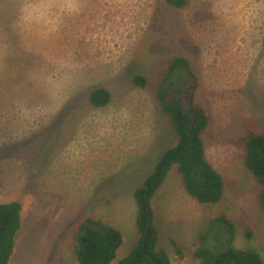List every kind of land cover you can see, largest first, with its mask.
Returning a JSON list of instances; mask_svg holds the SVG:
<instances>
[{
	"label": "rangeland",
	"instance_id": "1",
	"mask_svg": "<svg viewBox=\"0 0 264 264\" xmlns=\"http://www.w3.org/2000/svg\"><path fill=\"white\" fill-rule=\"evenodd\" d=\"M176 57L199 78L196 102L211 117L206 155L226 188L219 203L199 204L173 167L153 199L158 247L170 264H200L199 235L224 214L233 246L264 261L259 186L243 160L245 139L264 133V0L181 9L166 0H0V203L21 206L9 264H78L73 234L86 216L122 234L112 264L132 250L133 193L177 142L154 97ZM99 87L110 100L93 107Z\"/></svg>",
	"mask_w": 264,
	"mask_h": 264
},
{
	"label": "trees",
	"instance_id": "2",
	"mask_svg": "<svg viewBox=\"0 0 264 264\" xmlns=\"http://www.w3.org/2000/svg\"><path fill=\"white\" fill-rule=\"evenodd\" d=\"M166 1L181 9L189 0ZM177 70L183 77L178 83L174 82ZM134 84L144 88L146 82L138 76L134 77ZM198 84L199 78L189 62L176 57L156 88L154 97L161 111L168 116L177 142L162 153L153 171L135 189L133 198L138 240L132 250L115 264H170L165 250L158 247L153 199L173 167L181 178L184 192L195 202L213 205L223 198L224 179L206 155V132L211 117L208 110L196 102ZM109 100L110 94L103 87L90 92L89 103L93 107H104ZM243 160L259 186L257 197L264 213V133L249 135L245 139ZM20 212L18 202L0 203V264H9L13 254L14 239L21 222ZM250 231L247 230L245 235L249 236ZM199 236L200 245L194 256L200 264H264L257 251L233 246L235 223L224 214L211 219L206 231ZM122 243L119 230L95 216H86L73 234L74 258L78 264H112Z\"/></svg>",
	"mask_w": 264,
	"mask_h": 264
},
{
	"label": "crops",
	"instance_id": "3",
	"mask_svg": "<svg viewBox=\"0 0 264 264\" xmlns=\"http://www.w3.org/2000/svg\"><path fill=\"white\" fill-rule=\"evenodd\" d=\"M138 10H139V9H138ZM126 13L129 15L128 11H127ZM135 18H138V15H136ZM127 23H128V25H129L130 21H127ZM131 23H132V22H131Z\"/></svg>",
	"mask_w": 264,
	"mask_h": 264
}]
</instances>
